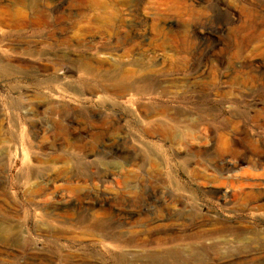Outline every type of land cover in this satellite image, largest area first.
<instances>
[{
    "label": "rangeland",
    "instance_id": "obj_1",
    "mask_svg": "<svg viewBox=\"0 0 264 264\" xmlns=\"http://www.w3.org/2000/svg\"><path fill=\"white\" fill-rule=\"evenodd\" d=\"M9 1L0 0V20L19 25H0V225L15 229L16 244L0 243V264L210 258L183 248L114 250L109 242L78 232L50 237L61 228L56 215L109 219L122 232L139 226L133 228L138 233L145 229L147 210L177 208V200L203 215L215 212L222 222L239 223L248 231L241 243L256 241L237 250L226 238L232 243L222 258L264 264V197L235 202L229 185L188 173L220 178L225 144L231 135L240 137L229 129L231 118L251 134L231 153L264 159V126L250 122L255 112L259 123L264 119V0H118L127 27L89 32L62 17L60 24L46 25L57 15L35 16L18 5L9 9ZM50 1L69 22L84 19L70 7L76 0ZM110 58L109 65L101 63ZM82 60L92 61L98 75L130 73L135 91L119 98L101 93L95 78L76 70ZM229 92L232 96L225 95ZM149 108L165 112L175 134L187 131L172 119L177 114L203 120L196 142L186 140L190 154L145 134ZM115 118L120 125H114ZM71 137L79 149L69 153L65 141ZM149 159L157 165L153 186L146 174ZM231 174L235 191L241 185L244 193L264 188V168L245 163Z\"/></svg>",
    "mask_w": 264,
    "mask_h": 264
},
{
    "label": "bare ground",
    "instance_id": "obj_2",
    "mask_svg": "<svg viewBox=\"0 0 264 264\" xmlns=\"http://www.w3.org/2000/svg\"><path fill=\"white\" fill-rule=\"evenodd\" d=\"M52 2L53 1L50 0H10L7 7L11 9L17 5L23 7L25 6L28 9L29 14L42 17H49V14L51 15V13L56 14L58 17L57 19L45 21V24L49 26H56L60 24V21L62 18H64L66 19L65 21L67 25L80 27L86 32L92 31L93 29L104 28H115L121 30L127 27L125 24L126 19L124 18L125 14H123L121 4L118 0H76L71 4L72 6L70 5V7H77V15L83 16L84 19L79 21L76 19L73 21L70 20V22L69 18L66 16V14H64V12L56 10L55 8L52 9V7H50ZM69 15L71 18L72 14L69 13L68 16ZM3 24L10 26L19 25L18 21H9L8 23H4L0 20V25ZM112 61L113 60L111 58L104 59L101 63H106L109 65V62ZM76 70L82 72L84 76L88 78H95L96 80L94 81V86L95 88H99L103 94L119 98L122 97V95L135 91V84L131 80L132 76L130 73H126L125 71L120 70L111 74L98 75V69L92 65V61L90 60L80 61L76 67ZM114 91L116 92L113 93ZM232 94L229 92L225 95L232 96ZM229 108L230 110L232 109L231 107ZM144 114L146 119L144 132L146 135H158L163 140L168 139L173 145L181 148L183 151H188L186 155L190 154V149H187L186 146V140L188 139L190 141L196 142L198 139L196 136V130L203 124V120L200 118L190 117L187 114H177L175 117H172L175 123L179 122L184 127H186L187 131H184V133L180 135L174 133L173 129L171 128L172 123L168 122L165 112H156L154 109L149 108L146 112H144ZM258 114L259 112H255L250 119V122L255 124L257 129L264 126V119H261V123H259V119L261 117ZM207 117L210 116L208 115ZM113 123L114 125H120L121 119L115 118ZM227 124L229 129H231L232 132H237L238 134H236L240 137L237 139L234 133L235 138L231 135L230 141L226 142L225 144V150L223 154L225 159L223 163L219 165L220 174L218 175L222 180H218L220 178L216 179L213 176L211 177L205 174L199 175V173L195 171L188 173L197 178L199 177L205 182L217 184L220 187L229 185L228 188L232 191L234 190L232 198L235 202H237L240 198L250 199L253 197H264V188L260 189V191L256 192V194H253V192L244 193L242 192L244 188L241 185L235 191L233 184L234 175L231 173L235 172L240 165L245 163L249 164L254 169L263 170L264 159L258 158L256 160H246L242 155H233L234 152L231 153V149L233 147L236 148L239 146L240 140H251V134L248 127L243 126L242 122L238 118L228 119ZM112 128H114L111 130L113 132L112 134H116V127ZM67 129L68 128L66 126L61 128L62 131H66ZM72 138L73 137L67 138L65 141V144H67L66 152L69 153L71 150L79 149V146L77 145L78 141L73 140ZM217 151L219 152L218 149ZM188 163L189 161L186 162L187 165ZM156 168L157 165L155 161L153 159H149L146 174L150 186L154 185L155 177L158 174ZM33 177H36V175L34 174ZM255 186L258 187L257 185ZM176 203L177 208L168 206L155 208L151 211L147 210L148 216L145 229L144 231L140 230L138 233L135 232V230L139 226L134 227L131 225L130 228L132 231L128 229L127 232H122L121 229H123V227L119 226L116 228L109 219L90 218L87 216H77L75 219H71L69 216L67 218H63L60 217V215H56V208L53 211V215H56L57 218L61 219L58 220L61 228H59L57 231L54 230L50 232V237L55 239V237L61 234H73L78 232V234L82 235L83 237H88V239L95 238L96 242L100 244L109 242L111 248L114 250L127 249L128 252V248H149L156 251L166 248L168 251L177 252L180 251V248H183L199 254H209L210 257L205 260L203 259V261H195L196 259L193 261L186 259L179 260L172 259V257V260L167 261L166 264H244L243 262L246 260L243 257V259L240 260V258L237 256H230L228 258H222L221 256L224 253V249L229 247V244L232 243V241H229L226 238H231L235 241L233 244L238 246V248L236 247L237 250L242 247L246 248L255 245V240L252 243H241L248 234V231L245 230V228L240 226L239 223L228 224L226 222H222L215 212H212V214L203 215L202 212H200L199 209L195 207H183L184 203L180 200H177ZM59 205L60 201L57 202L55 207ZM90 213L92 212L89 211V214ZM82 214L84 213L82 212ZM133 228H135L134 231ZM14 231L15 229L10 224L0 225V243L15 245L16 243L13 239L15 233ZM46 233L49 234L47 231ZM225 234L227 235L225 236ZM143 236L146 238H143ZM257 245L262 247L260 244ZM142 252L144 253V251Z\"/></svg>",
    "mask_w": 264,
    "mask_h": 264
}]
</instances>
